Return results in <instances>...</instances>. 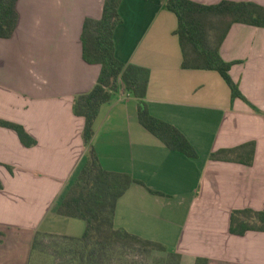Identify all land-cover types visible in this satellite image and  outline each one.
Instances as JSON below:
<instances>
[{
	"label": "crops",
	"instance_id": "crops-1",
	"mask_svg": "<svg viewBox=\"0 0 264 264\" xmlns=\"http://www.w3.org/2000/svg\"><path fill=\"white\" fill-rule=\"evenodd\" d=\"M104 1L18 0L17 28L0 39V119L37 140L28 147L0 126V264H30L37 235H62L61 223L63 236L85 228L57 206L87 159L85 119L74 113V101L101 72L83 57L82 32L86 18H101ZM119 13L117 58L149 69L150 113L176 126L198 155L172 151L147 131L139 99L126 91L104 104L92 141L102 166L145 184L119 199L115 228L163 244L181 255L180 264H264V232H230L233 210H264V27L234 23L221 46L222 57L236 62L231 75L248 100L232 101L219 72L182 67L178 18L163 1L123 0ZM251 141L252 165L211 159Z\"/></svg>",
	"mask_w": 264,
	"mask_h": 264
},
{
	"label": "trees",
	"instance_id": "trees-1",
	"mask_svg": "<svg viewBox=\"0 0 264 264\" xmlns=\"http://www.w3.org/2000/svg\"><path fill=\"white\" fill-rule=\"evenodd\" d=\"M123 0H105L101 18H86L82 32L83 57L90 64L101 66L96 84L74 101V113L85 119L83 139L88 147L87 159L71 182L67 193L59 201L57 213L61 216L85 221L86 230L81 237L70 239L64 248V264H111L122 248H133L151 254L167 253L163 264H180L181 255L167 251L153 240L132 234L114 226L119 199L133 184L145 185L130 173L106 170L93 146L95 123L101 107L111 102L124 90L139 99L138 116L142 126L158 137L170 150L196 158L197 151L187 137L173 124L150 113L145 101L150 83V71L135 64H127L116 56L114 33L123 19L119 6ZM165 7L176 14L185 69L214 70L220 73L231 89L232 101L241 98L248 102L239 84L233 79L231 69L235 61H226L221 46L234 23L264 27V6L253 1L222 0L205 4L195 0H161ZM18 0H0V39L10 38L15 32L19 14ZM0 126L17 132L21 142L34 146L37 140L19 123L0 119ZM256 143H244L233 148H222L211 154L213 160L233 161L252 165ZM12 172L13 168L7 166ZM3 184L0 180V188ZM150 192H160L147 188ZM248 231L264 232V210L237 209L231 214L230 232L244 235ZM3 233L0 232V240ZM35 238L33 249L39 243ZM47 235V234H43ZM197 264H208L206 258H198Z\"/></svg>",
	"mask_w": 264,
	"mask_h": 264
},
{
	"label": "rangeland",
	"instance_id": "rangeland-1",
	"mask_svg": "<svg viewBox=\"0 0 264 264\" xmlns=\"http://www.w3.org/2000/svg\"><path fill=\"white\" fill-rule=\"evenodd\" d=\"M250 1L257 2L256 0ZM77 222L85 226L84 230L78 234V237H81L85 232L86 223L83 220ZM59 227L62 235H39V243L32 251L30 264H64L66 260L64 248L70 245V239L63 237V223L59 224ZM166 257L167 253L162 251L144 254L133 248L125 247L118 251L111 264H163Z\"/></svg>",
	"mask_w": 264,
	"mask_h": 264
}]
</instances>
